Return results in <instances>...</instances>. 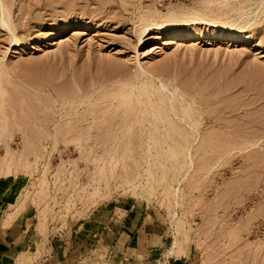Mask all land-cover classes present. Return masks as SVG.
<instances>
[{
  "label": "rangeland",
  "instance_id": "rangeland-1",
  "mask_svg": "<svg viewBox=\"0 0 264 264\" xmlns=\"http://www.w3.org/2000/svg\"><path fill=\"white\" fill-rule=\"evenodd\" d=\"M0 200L14 264H264V0H0Z\"/></svg>",
  "mask_w": 264,
  "mask_h": 264
},
{
  "label": "crops",
  "instance_id": "crops-1",
  "mask_svg": "<svg viewBox=\"0 0 264 264\" xmlns=\"http://www.w3.org/2000/svg\"><path fill=\"white\" fill-rule=\"evenodd\" d=\"M10 203L13 202L3 203L0 200V264H14L22 252L34 253L33 246L29 244L31 237L23 230V215L19 214L12 220L6 219L5 211Z\"/></svg>",
  "mask_w": 264,
  "mask_h": 264
},
{
  "label": "bare ground",
  "instance_id": "bare-ground-1",
  "mask_svg": "<svg viewBox=\"0 0 264 264\" xmlns=\"http://www.w3.org/2000/svg\"><path fill=\"white\" fill-rule=\"evenodd\" d=\"M227 3V2H226ZM263 13V12H262ZM174 15V17H177V18H179V16H177L176 14H173ZM230 16H232V15H230ZM239 16V15H238ZM154 19H156V18H154ZM180 19L181 20H179V22H185V24L186 23H194V22H196V18H184V17H180ZM175 20V19H174ZM199 21V20H198ZM201 21V20H200ZM238 21V20H237ZM149 22V21H148ZM9 23V22H8ZM151 23V22H150ZM154 23H155V21H154ZM153 23V25H156V26H164V25H166L165 24V22L163 23V24H154ZM243 26V25H242ZM145 27H149V26H144L143 28L145 29ZM143 29V30H144ZM228 35V37H230L231 39H235V38H238V36H239V34L238 33H236V32H230L229 34H227ZM246 37V35L244 36V38ZM240 39V38H239ZM252 43V42H251ZM147 82H148V80H147ZM127 83V82H126ZM151 83V82H150ZM141 84V83H140ZM129 85H131V84H129ZM142 85V84H141ZM141 85H139V86H141ZM132 86H134V84H132ZM138 85H137V87H139ZM158 87H160V86H158ZM138 92H140V91H138ZM138 94V93H137ZM146 94V93H145ZM175 94V93H174ZM142 96H144V95H142ZM138 97H140L139 95H138ZM138 100V99H137ZM147 106V105H146ZM149 109V108H148ZM196 111V110H195ZM154 115V114H153ZM148 130V129H147ZM191 132V131H190ZM150 133V132H149ZM190 135V134H189ZM152 136V135H151ZM147 141V140H146ZM190 164V163H189ZM184 176V175H183ZM178 180V179H177ZM180 196V195H179ZM177 199V198H176ZM181 249H182V245H181V243H180V241L179 240H177L176 238H175V241H174V243H173V245H172V248H170V250L168 251V255H166V256H173V255H175V254H177V253H179L180 251H181ZM19 257V258H18ZM17 258H18V261L21 263V261H20V256H18Z\"/></svg>",
  "mask_w": 264,
  "mask_h": 264
},
{
  "label": "snow or ice",
  "instance_id": "snow-or-ice-1",
  "mask_svg": "<svg viewBox=\"0 0 264 264\" xmlns=\"http://www.w3.org/2000/svg\"><path fill=\"white\" fill-rule=\"evenodd\" d=\"M176 264H184L183 258H178Z\"/></svg>",
  "mask_w": 264,
  "mask_h": 264
}]
</instances>
